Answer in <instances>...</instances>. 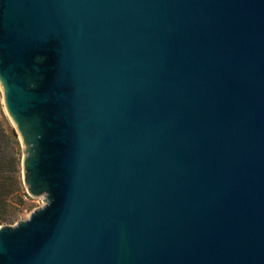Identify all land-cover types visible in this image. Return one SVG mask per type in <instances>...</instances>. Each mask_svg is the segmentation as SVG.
Returning a JSON list of instances; mask_svg holds the SVG:
<instances>
[{"label": "water", "instance_id": "obj_1", "mask_svg": "<svg viewBox=\"0 0 264 264\" xmlns=\"http://www.w3.org/2000/svg\"><path fill=\"white\" fill-rule=\"evenodd\" d=\"M0 88V264H264V0H0Z\"/></svg>", "mask_w": 264, "mask_h": 264}, {"label": "rangeland", "instance_id": "obj_2", "mask_svg": "<svg viewBox=\"0 0 264 264\" xmlns=\"http://www.w3.org/2000/svg\"><path fill=\"white\" fill-rule=\"evenodd\" d=\"M0 119L3 121L4 124H8L9 126L13 127L15 131V136L18 141L17 144H13L12 146V153L14 156L15 161H17V169L18 172L16 173V183L15 189L8 194L7 201L9 204L10 214L7 220L0 221V225L2 224H13L18 219H24L27 217L28 211L32 208L40 206L44 203L41 199L43 198V192L37 194L36 196L30 195L23 184L21 170H20V160H21V145L19 136L10 121L6 109L4 106L2 91L0 88Z\"/></svg>", "mask_w": 264, "mask_h": 264}, {"label": "trees", "instance_id": "obj_3", "mask_svg": "<svg viewBox=\"0 0 264 264\" xmlns=\"http://www.w3.org/2000/svg\"><path fill=\"white\" fill-rule=\"evenodd\" d=\"M17 143L13 127L0 119V221L7 220L10 214L7 196L15 189L18 172L11 149Z\"/></svg>", "mask_w": 264, "mask_h": 264}]
</instances>
